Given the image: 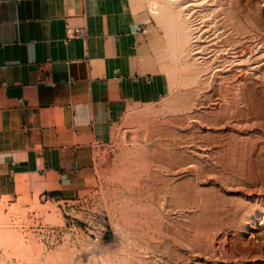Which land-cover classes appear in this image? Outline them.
<instances>
[{
    "label": "rangeland",
    "instance_id": "374dc122",
    "mask_svg": "<svg viewBox=\"0 0 264 264\" xmlns=\"http://www.w3.org/2000/svg\"><path fill=\"white\" fill-rule=\"evenodd\" d=\"M128 1L137 21L151 19L166 89L97 149L68 215L37 195L28 207L3 199L0 264H264V238L251 235L264 236V0H179L196 31L173 56L148 0ZM35 210L78 241L47 250L26 237L20 224Z\"/></svg>",
    "mask_w": 264,
    "mask_h": 264
},
{
    "label": "crops",
    "instance_id": "0c3cea01",
    "mask_svg": "<svg viewBox=\"0 0 264 264\" xmlns=\"http://www.w3.org/2000/svg\"><path fill=\"white\" fill-rule=\"evenodd\" d=\"M130 4L0 0V203H74L97 149L164 93L151 19L137 21ZM76 29L84 35L68 40Z\"/></svg>",
    "mask_w": 264,
    "mask_h": 264
},
{
    "label": "bare ground",
    "instance_id": "6f19581e",
    "mask_svg": "<svg viewBox=\"0 0 264 264\" xmlns=\"http://www.w3.org/2000/svg\"><path fill=\"white\" fill-rule=\"evenodd\" d=\"M187 2L179 0H148V9L151 18L154 20L155 29L163 35L168 42L172 56L174 49L183 52L191 41L196 28L189 26L182 15L185 13ZM189 4V3H188ZM191 23V22H190ZM254 225V224H253ZM258 227H253L252 237L263 239L262 233H257Z\"/></svg>",
    "mask_w": 264,
    "mask_h": 264
},
{
    "label": "built area",
    "instance_id": "2783aa9c",
    "mask_svg": "<svg viewBox=\"0 0 264 264\" xmlns=\"http://www.w3.org/2000/svg\"><path fill=\"white\" fill-rule=\"evenodd\" d=\"M68 40L72 39V38H76V37H82L84 35V31L81 29H76V30H68ZM79 200V198H78ZM73 204H75L76 202H80L77 201L76 199H73ZM59 210L63 211L65 214H67L65 211L66 209H70L73 208L71 207V205L69 204H60L59 206ZM71 211H74V209H71ZM68 215V214H67ZM28 218L32 220V223L29 225H25L22 224L24 222L21 223V215L17 214V218H13L10 217V220L12 222V224H15L17 221H20V229L23 231V233L25 234V236L27 237L28 234H32L36 237H38L39 241L42 243V245H44V247L48 250V249H52L54 247H57L58 245L64 243L67 240V235H69V240H71V238L75 239V241H78V235L75 234L76 231L72 229L73 226H69V228L67 229H63L60 227H55V226H50L48 224L43 223L42 217L39 216V212L38 211H32L30 213L27 214ZM90 219L92 221H94L93 216L90 217ZM101 227H103V229H98V227H96L93 231L97 232L100 234V237L102 238V242L104 241V230H105V225H101ZM74 241V243H75Z\"/></svg>",
    "mask_w": 264,
    "mask_h": 264
}]
</instances>
